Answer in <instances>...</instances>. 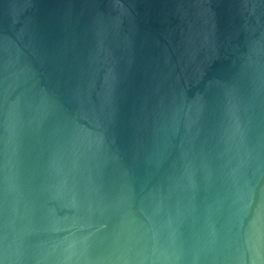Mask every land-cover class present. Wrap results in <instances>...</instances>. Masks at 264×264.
<instances>
[{
    "label": "water",
    "instance_id": "obj_1",
    "mask_svg": "<svg viewBox=\"0 0 264 264\" xmlns=\"http://www.w3.org/2000/svg\"><path fill=\"white\" fill-rule=\"evenodd\" d=\"M0 264H264V0H0Z\"/></svg>",
    "mask_w": 264,
    "mask_h": 264
}]
</instances>
